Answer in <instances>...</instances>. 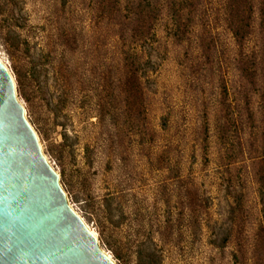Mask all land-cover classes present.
<instances>
[{
	"label": "rangeland",
	"instance_id": "1",
	"mask_svg": "<svg viewBox=\"0 0 264 264\" xmlns=\"http://www.w3.org/2000/svg\"><path fill=\"white\" fill-rule=\"evenodd\" d=\"M48 1L26 0L17 21L33 30V50L43 43L40 28L48 29L51 22L44 6ZM79 20L83 27L89 24V17ZM219 32L224 54L197 65L195 46H176L159 24L145 101L134 115L111 102L104 89L100 121L97 103L79 93L60 115L65 127L56 128L43 127L31 114L0 38L1 62L15 80L26 117L60 176L69 205L116 264H133L140 249L154 253L158 264H237L233 243L220 245L224 235L232 229L233 236L250 237L256 229L257 187L251 162L242 161L240 152L255 132L258 100L251 92L252 118L242 110V101L235 105L240 81L234 46L228 33ZM83 182L91 210L76 199ZM239 198L242 208L231 216L230 207Z\"/></svg>",
	"mask_w": 264,
	"mask_h": 264
},
{
	"label": "trees",
	"instance_id": "2",
	"mask_svg": "<svg viewBox=\"0 0 264 264\" xmlns=\"http://www.w3.org/2000/svg\"><path fill=\"white\" fill-rule=\"evenodd\" d=\"M25 2L0 0V38L14 61L19 94L30 103L36 121L48 128L65 127L60 115L79 93H88L97 103V117L103 121L104 89L111 102L133 116L145 101L159 24L176 46H195L197 65L220 59L224 50L219 28L229 34L240 81L235 105L242 101V110L252 118L251 92L258 100L255 132L240 153L242 161L251 162L260 214L250 237L233 236L230 229L220 245L233 243L237 264H264V0H49L44 6L51 22L48 29L40 28L43 43L37 50L33 30L17 22L24 16ZM87 17L89 24L83 27L79 18ZM62 136L68 140L66 133ZM76 199L92 209L84 182ZM241 208L239 198L230 207L231 216ZM133 264L158 262L154 253L140 249Z\"/></svg>",
	"mask_w": 264,
	"mask_h": 264
},
{
	"label": "water",
	"instance_id": "3",
	"mask_svg": "<svg viewBox=\"0 0 264 264\" xmlns=\"http://www.w3.org/2000/svg\"><path fill=\"white\" fill-rule=\"evenodd\" d=\"M0 61V264H116L69 205Z\"/></svg>",
	"mask_w": 264,
	"mask_h": 264
},
{
	"label": "bare ground",
	"instance_id": "4",
	"mask_svg": "<svg viewBox=\"0 0 264 264\" xmlns=\"http://www.w3.org/2000/svg\"><path fill=\"white\" fill-rule=\"evenodd\" d=\"M0 61H1V59H0ZM92 233L96 236V233L94 232V231H92ZM97 237V236H96ZM109 256V255H108ZM110 258H111V256H109Z\"/></svg>",
	"mask_w": 264,
	"mask_h": 264
}]
</instances>
